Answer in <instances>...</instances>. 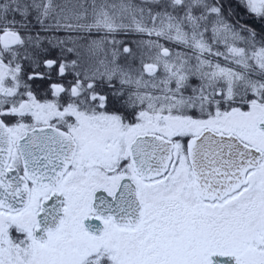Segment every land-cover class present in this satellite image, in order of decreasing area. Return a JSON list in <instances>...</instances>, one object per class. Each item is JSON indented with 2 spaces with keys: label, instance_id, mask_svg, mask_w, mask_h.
<instances>
[{
  "label": "snow or ice",
  "instance_id": "6c2138e0",
  "mask_svg": "<svg viewBox=\"0 0 264 264\" xmlns=\"http://www.w3.org/2000/svg\"><path fill=\"white\" fill-rule=\"evenodd\" d=\"M0 264H264V0H0Z\"/></svg>",
  "mask_w": 264,
  "mask_h": 264
}]
</instances>
